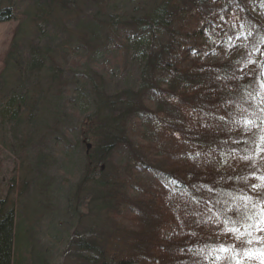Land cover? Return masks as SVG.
<instances>
[{"label":"trees","instance_id":"trees-1","mask_svg":"<svg viewBox=\"0 0 264 264\" xmlns=\"http://www.w3.org/2000/svg\"><path fill=\"white\" fill-rule=\"evenodd\" d=\"M38 1L43 14L23 13L33 40L49 18L56 27L60 14L76 15L84 50L122 51L133 85L113 98L100 72L91 94L74 90L93 111L72 144L67 129L57 133L63 107L85 112L58 86L85 79L66 74L79 61L22 44L23 20L16 26L0 70V138L14 137L7 149L19 150L20 168L14 204L0 198V264H242L264 250L244 227L264 201V173L226 167L251 160L264 140V18L255 15L264 0H87L85 18L79 0ZM12 9L0 5V22L15 19ZM33 55L41 60L27 68ZM122 148L134 165L114 163ZM147 172L154 180L139 177ZM215 221L245 235L219 238Z\"/></svg>","mask_w":264,"mask_h":264},{"label":"rangeland","instance_id":"rangeland-1","mask_svg":"<svg viewBox=\"0 0 264 264\" xmlns=\"http://www.w3.org/2000/svg\"><path fill=\"white\" fill-rule=\"evenodd\" d=\"M87 2V0H79L78 4L81 6L80 9L83 8V14L79 15L83 18H85V7L82 6V3ZM143 3L145 0H125V6L127 8H130L129 6H132L134 3ZM257 1V0H253ZM29 0H2L1 6H12L13 12H14V18L9 21H3L0 22V70L2 69V60L4 57V54L7 51V48L9 46V43L12 39V36L14 35V31L16 26L24 19L23 13L26 12L28 8H32L34 13L40 12V14H43L45 11L42 10L44 6L40 4L38 0L32 1V6H29ZM22 14V17H21ZM256 16H258L261 20L264 18V15L262 13V10L257 11L255 13ZM61 16V24L62 27H59V24L56 25V27L53 26V22L55 20H51L49 18V22H47V25L52 23V25H49L43 32H40L41 42L35 38L36 36V27L31 24L29 21L23 20L22 27L25 25V33L21 34L22 40L21 43H25L26 45H33L34 47H41L42 49H45V46H48L50 48L48 50V53L50 55L54 56V53L58 55V49L59 53L61 55H64L67 60H74L78 59L79 66L75 68V70L70 71L69 73H66L67 75H77V76H86L85 79L80 80L78 77L73 79L71 83H68L65 87L58 86V90H61L63 92H69L71 91V94L66 95L67 98L71 96L70 102H74V105H81V108L84 109L85 114L79 115L80 109L79 107H76L77 113H74L72 109L67 108L64 106L63 112L65 114V122L62 124V128L57 130V133L64 132V129H67L68 133H65L64 136L67 138V140H70L72 144H75V141L72 139L73 137H81L79 133H81V126L78 124L81 121L83 122V117L87 116L88 112H91V108L87 107V104L85 103V100H78L75 97L74 90L78 88L83 90V92L92 93L94 86H96V83H98V76L100 75V72L107 73L106 78L102 80L103 84L107 85L105 88L107 89L108 95H113V98L116 97V93L119 91H124L128 86H132V80L131 75L129 72L131 71L130 64H126L124 61L125 56L122 51H117L116 49H113L112 46H103L98 51V56H94L95 53L91 52L89 49L84 50L83 44L80 39L82 38V34H80V31H78L75 28L74 24V18L76 15H70V17H66L62 14ZM21 17V18H20ZM263 21V20H262ZM264 22V21H263ZM84 33V32H83ZM48 36L49 39H51V42L48 41V38L44 35ZM45 36V37H44ZM45 40H43L44 38ZM26 41V42H25ZM54 48V49H53ZM229 54L228 50L221 51V53L217 56L218 60H220L223 57H226ZM94 56V57H91ZM91 57V58H89ZM30 58V57H28ZM41 60L40 58L36 57V55L31 56L30 60L28 61L27 68H30L29 65L36 64L38 61ZM60 63L61 61H57ZM254 62V61H253ZM126 64V66H124ZM124 66V67H123ZM254 66L252 65V62L249 63V69H252ZM89 79L90 82H89ZM85 82L87 84H85ZM64 89V90H63ZM76 91V92H77ZM80 92V91H79ZM121 94V93H120ZM75 98V99H74ZM83 106V107H82ZM145 121H147V117H145ZM144 121V123H145ZM85 121V125H86ZM50 130V129H49ZM10 136V135H8ZM14 137H2L0 138V198H3L7 195L11 197L12 203L14 204L15 200V193L18 188V172H19V161H18V151H15V155L7 149V147H10L12 149L14 148ZM74 141V142H73ZM13 142V143H11ZM90 143V142H86ZM92 144V143H90ZM46 146H50V144L47 142ZM71 148L72 145L70 146ZM121 150V151H120ZM118 152H116L113 156V161L115 164H121L122 166L126 163L130 162V155L127 152H123V148L120 149ZM17 157V158H16ZM251 160L247 159H241V158H231L227 164L226 167L228 168H238L243 167L245 168L246 165L248 168H258L260 172L264 173V140L263 143L258 148V152L256 155L252 156L250 158ZM119 161H121L119 163ZM132 162V161H131ZM130 162V165H134ZM53 169V168H51ZM69 170L74 171L75 169H72L71 167H68ZM134 170L135 167H134ZM132 172V171H131ZM139 177L143 178V180H154V174L151 172L143 173ZM264 177V175L262 176ZM260 180V179H258ZM249 181H254L253 176L249 177ZM261 185V183H259ZM239 187L237 188V190ZM14 208V205H12ZM12 229H14V213L12 215ZM212 220V218H211ZM213 221V220H212ZM214 222V221H213ZM216 224L219 225V230L215 231L217 232L219 238L224 239H230L235 240L236 233H233L229 231L231 228H227L226 226L219 224V222L215 221ZM61 228H59V231ZM12 239H13V233H12ZM255 241L257 243H264V232H256L255 234ZM261 248V247H260ZM10 257L12 252V245L10 247ZM262 250V249H261ZM246 256V255H245ZM244 256V257H245ZM258 256V257H256ZM264 259L259 255H253L252 257L244 258L242 259V264H261V260Z\"/></svg>","mask_w":264,"mask_h":264},{"label":"snow or ice","instance_id":"snow-or-ice-1","mask_svg":"<svg viewBox=\"0 0 264 264\" xmlns=\"http://www.w3.org/2000/svg\"><path fill=\"white\" fill-rule=\"evenodd\" d=\"M246 123H251V121H247ZM247 159V158H245ZM261 180H264V177L260 178ZM252 187L258 188L260 187V185H252ZM241 199L246 200V201H251L252 197L250 196H242ZM253 208H258V212L254 213L253 215H249L247 216V220L248 221H252V223H245L244 227L245 228H254L256 232H264V201H261L258 205L257 204H253L252 205ZM226 223H231V224H237L238 222L235 220L232 221H226ZM229 231L233 232V233H239V235L237 236V239H241L243 237V235H245L244 232H241L239 227H232L229 229ZM248 235H251V233H247ZM248 244H251L252 241L248 240L247 241ZM235 248V246L233 245L232 248H228L225 246H221L219 248L220 252H228L230 250H233ZM246 255H259L262 258H264V250H258L257 252H246ZM217 260L222 259V257L217 256L216 257ZM235 264H241V260L236 257L235 258ZM261 264H264V259L261 260Z\"/></svg>","mask_w":264,"mask_h":264},{"label":"water","instance_id":"water-1","mask_svg":"<svg viewBox=\"0 0 264 264\" xmlns=\"http://www.w3.org/2000/svg\"><path fill=\"white\" fill-rule=\"evenodd\" d=\"M87 147H89V145H87Z\"/></svg>","mask_w":264,"mask_h":264}]
</instances>
